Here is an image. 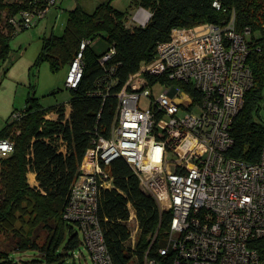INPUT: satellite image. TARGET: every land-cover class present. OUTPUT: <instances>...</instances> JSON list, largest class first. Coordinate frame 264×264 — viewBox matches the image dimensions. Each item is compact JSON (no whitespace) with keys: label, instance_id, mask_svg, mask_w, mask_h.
Returning <instances> with one entry per match:
<instances>
[{"label":"trees","instance_id":"obj_1","mask_svg":"<svg viewBox=\"0 0 264 264\" xmlns=\"http://www.w3.org/2000/svg\"><path fill=\"white\" fill-rule=\"evenodd\" d=\"M28 1L0 0V22L3 11L8 16L16 15L27 8ZM133 3L150 13L144 26L128 23L127 12L115 9L109 0L91 13L79 6L73 8L68 12L62 35L50 33L41 38L35 65L47 62L53 72L69 67L81 44H87L82 51V75L77 86L69 89L68 102L44 107L29 94L25 107L17 112L19 118L12 119L16 113L13 111L0 130V138L9 139L14 145V152L0 159V233L10 238L13 252L36 250L46 263L61 264L83 245L78 224L65 220L63 213L72 186L81 174L85 153L94 139L109 137L118 94L143 62L154 59L158 44L168 41L173 29L203 24L223 27L233 20L239 33L250 31L247 63L253 86L233 121L234 145L227 154L247 163L259 162L261 158L264 0H133ZM6 26L0 31V64L12 52L10 40L15 36L13 29ZM254 33H259V38ZM95 41L99 42L97 47ZM111 49L113 54L102 61ZM145 77L150 83L164 78L150 74ZM186 91L198 98L194 89L186 87ZM30 174L35 175L34 185L29 183ZM107 181L110 187L99 189L97 215L113 263L143 264L150 247L149 256L156 258L157 250L164 245L171 216L161 214L154 199L140 189L136 175L123 159L111 162ZM131 215L137 228L134 244ZM253 247L264 264V238ZM9 253L0 251V264H12Z\"/></svg>","mask_w":264,"mask_h":264},{"label":"built area","instance_id":"obj_2","mask_svg":"<svg viewBox=\"0 0 264 264\" xmlns=\"http://www.w3.org/2000/svg\"><path fill=\"white\" fill-rule=\"evenodd\" d=\"M56 6L57 0H29L26 9L7 17V24L15 35ZM149 18L139 8L132 21L144 26ZM249 34L239 33L233 20L223 27L173 29L154 59L128 79L118 94L110 135L92 141L63 213L78 224L93 264H114L97 208L99 189L110 187L108 167L115 159L131 167L140 189L161 214L171 216L158 256H149L150 247L143 264H263L253 244L264 238V149L256 163L227 154L234 145L233 121L253 86ZM86 44L69 66L68 89L81 78ZM112 54L111 49L102 61ZM147 74L164 78L150 83ZM156 84L163 92L153 100ZM143 97L151 99L146 109L140 107ZM19 116L14 113L12 119ZM13 152V143L0 138V159ZM135 239L132 235L133 244Z\"/></svg>","mask_w":264,"mask_h":264},{"label":"rangeland","instance_id":"obj_3","mask_svg":"<svg viewBox=\"0 0 264 264\" xmlns=\"http://www.w3.org/2000/svg\"><path fill=\"white\" fill-rule=\"evenodd\" d=\"M15 0H10L13 2ZM109 0H57L60 10L55 7L50 10L44 20L30 29L19 31L10 40V53L8 59L1 63L0 67V130L5 122L11 116L25 107L28 95H34L38 98L41 105L49 107L56 104L66 103L71 97L70 90L66 88V78L68 67H64L58 72H53L47 62L35 65V61L41 50V38L50 33L60 36L63 33L65 22L68 18V12L79 6L87 12H93L100 4ZM111 5L122 12H127L128 23H132V16L137 10L133 0H110ZM8 13L3 11L1 14L0 31L7 27ZM259 33H254V37L259 38ZM251 38L247 36V40ZM99 42L94 43L97 47ZM163 92L161 85L156 84L153 87V100H157ZM151 99L143 97L140 100V107L146 109ZM264 116V111L261 113ZM29 180V175H28ZM30 183V181H29ZM31 184V183H30ZM134 239L136 238V222L131 220ZM82 239L81 233L79 232ZM14 244L5 234L0 233V251H10V260L12 264H59L58 262L46 263L45 258L36 250L23 252H13ZM62 251V249L60 250ZM60 251L58 255L60 254ZM13 252V253H12ZM73 254V255H72ZM61 264H93L88 250L81 245L74 252L69 254Z\"/></svg>","mask_w":264,"mask_h":264},{"label":"crops","instance_id":"obj_4","mask_svg":"<svg viewBox=\"0 0 264 264\" xmlns=\"http://www.w3.org/2000/svg\"><path fill=\"white\" fill-rule=\"evenodd\" d=\"M60 5H61L60 3L57 4V6L55 7V9H56V10H60V9H59V6H60ZM138 10H139V8H137L136 12H137ZM136 12H135V13H136ZM135 13H134V14H135ZM98 45H99V44H98ZM68 68H69V67H68ZM68 111H69V110H68ZM53 117H55V115H54ZM30 178H31V180H32V181H31L32 185L36 184L35 175H34V174H30Z\"/></svg>","mask_w":264,"mask_h":264},{"label":"bare ground","instance_id":"obj_5","mask_svg":"<svg viewBox=\"0 0 264 264\" xmlns=\"http://www.w3.org/2000/svg\"><path fill=\"white\" fill-rule=\"evenodd\" d=\"M29 180H30V182L32 181L31 178H30V175H29Z\"/></svg>","mask_w":264,"mask_h":264}]
</instances>
